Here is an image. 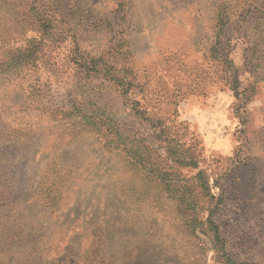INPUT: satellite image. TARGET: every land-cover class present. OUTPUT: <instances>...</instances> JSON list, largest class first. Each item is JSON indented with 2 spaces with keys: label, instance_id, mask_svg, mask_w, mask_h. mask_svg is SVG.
Masks as SVG:
<instances>
[{
  "label": "rangeland",
  "instance_id": "rangeland-1",
  "mask_svg": "<svg viewBox=\"0 0 264 264\" xmlns=\"http://www.w3.org/2000/svg\"><path fill=\"white\" fill-rule=\"evenodd\" d=\"M227 257L264 264V0H0V264Z\"/></svg>",
  "mask_w": 264,
  "mask_h": 264
},
{
  "label": "trees",
  "instance_id": "trees-1",
  "mask_svg": "<svg viewBox=\"0 0 264 264\" xmlns=\"http://www.w3.org/2000/svg\"><path fill=\"white\" fill-rule=\"evenodd\" d=\"M38 51H39V49H38L37 44H34V45L30 44L26 49H24L22 51L20 56L15 57V60L13 62L14 67L18 68V67H20V65L23 66V65H26L27 63L28 64H35V63L37 64V62L40 59V57L38 56V54H39ZM18 57H19V60H18V62H16ZM54 192H55V189H48V191L44 195L47 196L48 198H51V200H53L54 198L50 197V196L52 194H54ZM215 228H217V227L214 224L208 225V229H210L211 233H214V234H211L212 239L217 241L220 237V234H218V230ZM213 245H214V247L216 246L215 242L213 243ZM89 256H92L90 258L87 257L89 260H91V259H94L93 257L98 256V255L90 254ZM226 262H227V264H250L247 261H244L243 263H237V262L231 261L230 259H228V257L226 259Z\"/></svg>",
  "mask_w": 264,
  "mask_h": 264
}]
</instances>
